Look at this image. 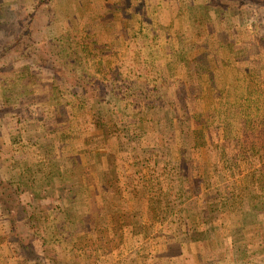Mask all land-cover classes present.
Here are the masks:
<instances>
[{
	"label": "rangeland",
	"instance_id": "1",
	"mask_svg": "<svg viewBox=\"0 0 264 264\" xmlns=\"http://www.w3.org/2000/svg\"><path fill=\"white\" fill-rule=\"evenodd\" d=\"M80 41L89 46L80 47ZM81 78L93 101L68 124L63 101L81 92ZM237 83L245 90L264 87V0H0V196L16 223L11 232L16 237L11 251L21 255L16 264H264V159L260 163L249 147L237 145L243 130L238 111L221 115L223 125L216 112H221L219 97ZM127 88L157 90L180 116L193 109L204 117L212 112L203 129L207 145L184 154V196L170 186L176 196L168 197V215L156 195L164 190L163 160L177 157L174 147L173 157L161 159L178 124L167 118L163 104L127 97ZM113 97L123 121L106 134L101 122L111 125L114 116H101L114 108ZM223 103L225 110L228 103L235 106ZM130 127L138 128L136 140L119 133ZM259 127L264 123L251 132L261 134ZM159 133L166 141L157 145ZM258 139L253 135L250 141L264 158V144H256L264 143V136ZM212 142L229 144L220 151ZM109 147L122 157L148 150L142 159L159 165L148 163L150 175L144 166L141 181L154 180L153 192L140 190L143 183L124 191L123 160L116 168ZM96 151L105 155L113 186L111 194H100L104 202L141 208L142 218L121 228L117 218L114 230L106 226L110 209L98 204L100 196L82 195L81 175L91 171L84 153ZM93 176L100 178L99 172ZM0 217L6 219L3 204ZM74 220L83 222V230L73 226L77 237L89 239L93 228H106L124 240L122 247L106 255L75 250V238L63 226ZM9 225L2 226L9 230ZM65 238L67 243L56 241ZM6 253L11 254L7 248Z\"/></svg>",
	"mask_w": 264,
	"mask_h": 264
},
{
	"label": "trees",
	"instance_id": "2",
	"mask_svg": "<svg viewBox=\"0 0 264 264\" xmlns=\"http://www.w3.org/2000/svg\"><path fill=\"white\" fill-rule=\"evenodd\" d=\"M32 16V14H30ZM29 15V16H30ZM29 28V26L27 25L26 30ZM18 41V39L16 40V42ZM80 47H82L81 41H80ZM79 46V45H78ZM89 46L88 43H84L82 48H87ZM103 49V48H102ZM101 56V53H100ZM102 58L99 57L98 63L101 66V60ZM93 62V60H92ZM96 61H94L95 63ZM201 67L199 68V76L201 77V79L203 78V73L206 70V67H204V65L202 66V64L200 65ZM141 77V76H140ZM139 77V78H140ZM250 78H253V76H251ZM86 80V79H85ZM84 78H81L80 81H84V84H78L77 86L81 88V92L77 91V93L73 94L72 98L73 99H67L64 102V105L68 107V110L66 112L67 118H69L67 123L71 124V118H76V113L77 111L83 109L85 107V104L88 101V104L91 103L90 100L91 98H89L90 96L87 95V93L85 92V88H86V82H85ZM238 80V79H237ZM239 81V80H238ZM241 81V80H240ZM199 83L197 82V86L199 87ZM240 83L236 84L234 87H232V90H227V95L226 93L224 94V96L219 97L221 100V102L218 104L221 107V112L217 109L216 112H218L220 115L219 116H228L227 113H229L231 110H235L236 112L238 111V115L240 117V121L243 124V130H242V137L240 138L241 142H237L240 146V148H244V146L246 148L249 147V153H251L253 155V157L257 158L258 161L260 163H262L263 159L260 150L257 149V147H255V144L252 143L250 140L252 138L253 135H255V139H256V135L257 138H260L258 140H263V136H264V129L260 128V130L262 131L261 134H256V130L254 129V132H251V130L256 127L258 125V122L264 123V98H259L260 96L257 95H263L264 96V87H260L257 89H253V85L250 88H246L243 89L242 87H239ZM251 84H249L250 86ZM262 85L264 86V83H262ZM98 90V89H95ZM139 90V91H138ZM136 92H134V88H127V92H126V96L127 97H131V98H136L138 96H142L145 98H152L154 100H157L159 102V104H163L162 101L163 96L159 95V92L154 91L151 94H147L146 92L148 91H144V89L142 91H140V89H138ZM156 92V93H155ZM257 92V93H256ZM224 93V91H221L222 95ZM219 95V96H220ZM231 96H235L234 100H231L230 97ZM77 101V105H74V102ZM113 101V106L114 108L111 107V109H106L107 111L105 112V114L103 115V117L101 116V118H106L107 120L109 118H111V116L114 118L113 123L108 124L112 121H105L104 119V124L103 121L101 122V130H103L104 133L109 134L111 132V129H113L114 127L116 128L122 121H123V115L121 113V111H116V108L118 107V102L119 99L117 97H113L112 99ZM235 101V106H233V108L231 107L232 103H228L226 104L227 110L224 109L225 105L223 102H233ZM95 102V101H94ZM97 102H99V99H97ZM96 102V103H97ZM169 103V101H168ZM98 105V104H97ZM164 105V104H163ZM168 106V107H167ZM165 107L164 112L165 113H169V116L167 118H170L171 120H174L177 122V134H175L173 136V138L171 137L172 141L169 142V145H172V147L170 148L169 152L167 154H165L164 156L161 157V159L169 158V157H173V148L175 147V152H176V158L174 160V162L172 161H164L162 162L161 165H163L162 169H163V173H161L162 175V183L164 186V190H159L156 198H158V202H162L163 203V210L164 213H168V210L171 211L172 208V201L170 202V199L168 197L172 196L171 194H174L173 196H176L175 193H173V191L170 190V186H172L173 189L176 190V188L179 189V191L177 193H179L180 196H184L183 192L185 191L184 189L186 188V186L188 185V180L186 179V175H185V170L184 169V163H186L188 161V158H185V153L186 150L190 149L192 151L197 150L198 148H201L205 145H207L206 141H205V131L203 129H206L208 127V122H210V117H211V111L210 113H208L206 115V117L203 116L202 112H196L194 109L192 110V112L189 115H185L184 116H180L177 115V110L176 107L174 105H167ZM217 108V107H216ZM231 108V109H229ZM224 109V110H223ZM156 110V109H155ZM215 110V109H214ZM222 110L224 112H222ZM158 111V110H156ZM154 115H155V111ZM84 118H87V114H82ZM222 116L220 117L221 119H219V122L221 123V125H223V118ZM141 120V119H139ZM183 120V121H182ZM88 121L90 122V119H88ZM214 121V120H213ZM216 122V121H214ZM106 123V125H105ZM99 124V123H98ZM183 124V125H181ZM186 124V125H185ZM192 125V126H191ZM197 125V126H196ZM256 125V126H255ZM108 126V127H107ZM198 126H201V128L198 129ZM93 127L98 128L96 125H93ZM110 130L109 133L108 131L105 130ZM138 129V128H137ZM137 129L130 127V130L128 129L127 131H121L119 132L122 136L129 138V139H133L136 140L140 135L139 133H137ZM98 130V129H97ZM140 130V128H139ZM142 131V130H141ZM102 133V131H101ZM153 133V131H152ZM146 134H151V133H146ZM163 134V135H162ZM166 134L165 133H159L157 135V145L163 143V140L165 139ZM262 137V138H261ZM166 141V140H164ZM213 144H215V147L218 148L220 151L221 149L225 148L227 144L229 143H219V142H212ZM256 144H264L263 142L261 143H256ZM110 146V145H109ZM218 146V147H217ZM225 146V147H223ZM141 147H143V145L141 144ZM148 147H151L148 146ZM223 147V148H222ZM262 147V146H260ZM264 147V146H263ZM110 149V153L112 154V157H114L113 162H115L116 168H119V164H121V160H123L122 162V176L124 177L122 185H124V191H127L128 186L130 185H134V186H138L141 185L143 183V181H141V177L143 176L142 174H144V171L141 170L144 166L147 167L148 163L152 164L155 163L156 167L157 165H159V163H157L153 158L149 159V162L147 163L146 159H142V155L141 154H148V150H146V152H142L140 151V155H137L135 153H129L128 151H126V155H124L123 157L118 155V152L116 149H114V147H109ZM84 160H86V164L91 163V171H84L82 173V178L80 179L81 183H79V188L80 191L82 193L83 196L85 197H89V195L93 192H95V195H99L100 196V203L104 208L107 207L109 210V213L107 212V210L105 211V217H106V226H113L114 230L117 229L118 227H116L118 225V222H116L115 220L117 218L120 219L121 222H119L120 228L122 226L125 225V223H127L129 220H134L137 218H142V212L140 210H142L141 208H138L135 210V208H133V206L127 207V209H121V208H116L111 202L109 201H105L104 202V198L105 196H102L100 194H102V192L105 190V192H108V194L113 192V186H111V180L107 179V170H108V165H107V161L105 158V155L101 152V151H96V153H84ZM224 153L222 155V153H220V159L222 161V159L225 157ZM156 158V157H155ZM224 160V159H223ZM118 164V165H117ZM254 165V164H253ZM251 166H248L247 168L250 169ZM153 166V165H152ZM224 166L227 169H230L231 165L228 162H224ZM236 167L238 168L239 166L236 165ZM101 168V169H99ZM148 168V167H147ZM236 168V169H237ZM99 170V171H98ZM148 174L150 175L152 172L150 171V169L148 168ZM183 170V171H182ZM97 172H99L100 174V178L98 177V179L96 177H94L93 175L96 174ZM239 172V169H238ZM256 172V171H255ZM255 172H253V175L255 177ZM258 172V170H257ZM259 174H263V172L261 170H259ZM148 175V176H149ZM170 177V180L168 179ZM246 180V179H245ZM144 185L142 186L143 188H139L140 190H142L143 192L146 191V193H151L153 192L154 188H155V182L154 180H150V182L147 183H143ZM242 185V184H241ZM239 187V186H237ZM112 188V189H111ZM107 190V191H106ZM103 192V193H105ZM98 193V194H97ZM240 196V194H238L237 196L234 195L233 199H239L238 197ZM150 197H148L147 202ZM174 200V199H173ZM96 201V200H95ZM94 201V202H95ZM221 201H223L222 204H226L228 199H225V197H221ZM3 204V211L4 214L6 215V219L5 222L7 224H10V231L6 234H3V236H0V244H3L4 247H6L7 249L10 250L11 254L9 255H4L2 258L4 261L8 260V264H16V260L20 261V254L19 252L16 253V249L14 251H11L15 248V244H16V237L13 235L12 236V231L15 229L16 227V223L14 221V218L12 217V213L10 210V206L7 205V203H5L3 200H1V196H0V205ZM97 204V203H96ZM105 205V206H104ZM127 205V204H126ZM124 207V206H123ZM140 209V210H139ZM137 214V217L135 218L133 213ZM171 214V213H169ZM168 215V214H167ZM92 219H94V217L92 216ZM63 224V223H61ZM71 225V226H70ZM65 228V230L67 229V233H70V235L68 236H73L75 238V242H74V247L75 250H81V249H85V250H90V253L93 252H97L98 251L101 252V254H108L110 252H112L114 249H118L120 247H122V243L124 240H122L121 238H119L116 234V232H114V236H110L107 231L106 228H93L94 230L92 231V237H90L89 239H87V235L83 234L82 236H76L75 235V228L77 227V230H83V222L82 223H77L75 220L71 221V223L69 225H63ZM68 226H70L68 228ZM76 226V227H73ZM56 227V226H55ZM129 227H131V225H129ZM40 228V227H39ZM57 228V227H56ZM133 228V226L131 227ZM71 230V231H70ZM7 231V230H6ZM54 235L57 234V229H55ZM44 236V235H43ZM45 237V236H44ZM165 238H167L165 236ZM56 241L59 242H64L66 241V243L68 242L67 239H57ZM163 247L165 245H162ZM100 254V256H101ZM90 255V254H89ZM0 263H3V261H0ZM26 264V262H25Z\"/></svg>",
	"mask_w": 264,
	"mask_h": 264
},
{
	"label": "crops",
	"instance_id": "3",
	"mask_svg": "<svg viewBox=\"0 0 264 264\" xmlns=\"http://www.w3.org/2000/svg\"><path fill=\"white\" fill-rule=\"evenodd\" d=\"M0 221L2 222V223H0V236H3V234H6L10 231V227L8 230V228L4 229V226H2L3 223L5 222V217H0ZM7 251H8V249H7ZM6 254H8V253H6V247H4L3 244H0V261H4L2 257ZM0 264H2V263H0Z\"/></svg>",
	"mask_w": 264,
	"mask_h": 264
}]
</instances>
